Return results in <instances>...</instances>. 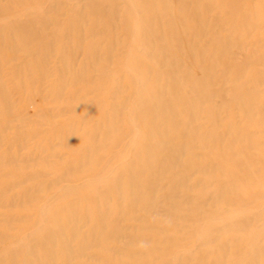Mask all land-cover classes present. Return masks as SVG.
I'll return each mask as SVG.
<instances>
[{"label": "bare ground", "instance_id": "1", "mask_svg": "<svg viewBox=\"0 0 264 264\" xmlns=\"http://www.w3.org/2000/svg\"><path fill=\"white\" fill-rule=\"evenodd\" d=\"M14 1L17 9L0 10V137L9 121L22 118L21 111H13L2 74L18 68L15 63H20L24 53L31 51L32 57L20 67L37 70L35 81L28 75L33 97L32 101L28 98L27 107L39 103L32 98L40 99L41 105H37L42 118L50 119V113V117L65 114L51 108L46 117L41 106L64 98L66 86L91 83L98 86L100 95L87 101L80 94L77 101L91 105L81 110L83 113L76 112L69 102L66 113L77 115V121L56 126L46 120L48 129L53 130L42 136L48 140L49 152L47 149L40 163L49 166L53 161L51 170L17 181L20 185L42 177L40 182L7 198L9 185L0 190V206L36 207L34 216L0 214V223L6 228L13 227L11 222L28 224L19 228L21 234L14 236L9 246L0 249V264H57L60 254L62 264H71L72 257L89 259L85 254L89 249L95 254L103 250L115 255L117 247L107 244L111 238L119 239L115 237L119 219L134 218L141 198L144 203L151 201L149 206L152 201L179 200L184 187L192 192L180 199L190 212L187 222L196 223V229L186 235L194 236L190 238L193 246L188 248L182 239L179 247V236L165 238L167 245L179 248L167 253L166 264L177 262L176 258L180 264H264V89H259L264 84V68L233 64L234 49L254 59L260 47L264 48V0H43L44 8L24 7L21 0ZM48 26L60 28L59 36L68 34L77 46L86 47L87 54L77 62L75 51L58 46L55 58L59 68L53 73L55 79L44 85L42 80L51 74L38 72L49 61L51 50L38 51L35 46ZM261 58L264 65V53ZM229 62L237 70L232 77ZM110 64L114 68L110 69ZM92 72H97L93 79ZM77 122L88 126L78 129ZM56 146L79 150L55 175L56 165L67 155L56 152ZM13 162L0 156V178L8 176L1 171ZM190 164L192 173L187 174L183 169ZM195 174L198 178L217 175L207 183L215 185L208 196L199 198L198 191L203 188L199 179L187 184ZM47 190L49 195V191L43 194ZM205 204L226 205L228 209L199 223ZM147 223L153 225L150 219ZM229 233L237 235L227 237ZM7 238L12 237L0 232V241ZM158 239L150 238V242ZM56 240L62 245L57 252ZM152 252L157 254L155 249ZM228 254L234 256L230 259ZM93 256V262L100 261V255ZM124 259L118 261L125 264L128 259Z\"/></svg>", "mask_w": 264, "mask_h": 264}, {"label": "rangeland", "instance_id": "2", "mask_svg": "<svg viewBox=\"0 0 264 264\" xmlns=\"http://www.w3.org/2000/svg\"><path fill=\"white\" fill-rule=\"evenodd\" d=\"M20 4L21 5L23 4L24 7H31V6L34 7V5H38L39 7H43V8L45 7V4H44L43 0H21ZM6 7L7 8L8 7L15 8V9L18 8L16 6V2L14 0H0V10L1 9L7 10ZM236 9L239 10L238 7H236L235 10ZM39 10H41V9L39 8ZM59 33H61L60 32V28L53 27V26H48V28L42 33V39L40 40V43L35 46V50H38V51H49L50 52V50H51V52H50L51 54L49 55V61L45 64L46 68L44 67L40 72H38V74L41 73L42 75H43V73H50L51 74L50 76H48L46 78V80H42V84H44V85H46V82H52L55 79L53 73H55L56 69L59 68L58 62L56 60L57 58H55L56 57L55 52H56V49H57L58 46H63V47H65L68 50L75 51L76 57H74V58L77 59L76 60L77 62H78V60L80 61L81 59H84L86 54H87L85 52L86 47L81 46V45L77 46L76 41L74 39H72L71 36H69L67 34L65 37H63L62 35L59 36L58 35ZM56 35H57V40H56ZM261 39H260V41H261ZM53 40H56V43L53 44ZM96 40H98V39H93V41H96ZM253 40H251V41H253ZM261 44L264 45V39L261 42ZM234 51H235L234 54H235V60L236 61L233 62V64H235L237 67H243L244 68V64L251 63V64L255 65V67L264 68L263 63L261 62V59H262L261 57H262V54L264 53V48L260 47V49L256 53L254 59L247 58V56L244 57L245 54H244V52L242 50L234 49ZM31 57H32L31 51H29L27 53H24L23 55H20L19 61L20 60L21 61H20V63H15V66H19L20 67L21 65L25 64V61L30 59ZM228 64H230L231 70H234L233 71L234 73H232L234 75H231V77L235 76L236 73H237L236 68H234V66H233V64L231 62H229ZM10 65L14 66L13 64H10ZM19 67L18 68L14 67L13 70H11V72H9V74L6 73V72L4 74H2V80L6 83V85L8 84V86H7L8 87L7 90L9 92L8 96H9V99H10V103L13 106V111L19 110V114H20V111L22 113V118L17 119V121L11 120V121H9L6 124V128H5L6 130H4L2 132V134H1L2 137H0V156H2L3 158H7V159L8 158H12L14 160V162L12 164H8L5 167H3V170L1 171V172L8 173V176L6 178H0V190L5 185H9V187H10V190L5 195V198L10 197L11 195H15L17 193H20L24 189H29L31 187H34L38 182H40L42 180V177H39L37 180L35 179V180H32V181L31 180L25 181V182L21 183L20 185H18L17 181L19 179L23 178L26 175L29 176L30 174H33V173L49 172L51 170V169H49V166L53 164V161H51L49 166H43L40 163V160H42L44 158V156H46V154H48V152H49V148L47 146L48 140L46 142V139L45 138L43 139L42 136L45 133H47V132L49 133L50 130L51 131L53 130V129H48V126L46 124V120H52L53 123H54L53 125H56V126L64 125L66 121H75V120L77 121V119H76L77 115L76 114H75L76 116H73L74 113H71V112L66 113L67 106L69 105V102H70L71 105H74L76 107V110H75L76 112H78L77 111V109H78L80 113H83L84 109H87L88 107L90 108V106H91V105H88L89 103L87 101L89 99H91V98H95V97H98L100 95L98 86H95L94 84L92 85L91 83L81 84V83L77 82V84H75L73 87L72 86L71 87L70 86H66V88L63 89V94H65L64 98L57 99V100H55V102H51V103H46V102L44 103L43 102V104L41 106L42 108H44V111H42V112H45V114H47L46 117H48L47 110H51V111L54 110L55 112L56 111H61L59 114H61V113H65V114L63 116H59V117H56V116L50 117V115H52L50 113V115H49L50 119H48V118L44 119L45 117L42 118L41 114L39 112L40 106H38V105H41V102H42L40 99L32 98L34 103L39 102V103H37L38 105L37 104H33V105H30V106L28 105V107H27V103H29V102H27L28 98L31 100V97H33L29 93L30 88H32V85H31V83H29L31 81V78L28 77V75L30 73V76L35 81V79H34L35 76L34 75L36 74L37 70L34 69V67H31L29 69H25L23 67L19 68ZM110 67H111L110 69H112V68H114V65L110 64ZM44 71H46V72H44ZM96 74H97V72H92L90 78L93 79L96 76ZM11 81H14L15 84L11 83ZM34 81H32V82H34ZM86 84H89V85H86ZM261 88L264 89V84L259 87V89H261ZM19 91H22V92H19ZM68 93L71 94V97H67ZM61 94H62V92H61ZM80 94H83L84 96H86L85 100H87V101H83V105L81 104V101L80 102L77 101V99L80 96ZM23 108H26V109L25 110H21ZM81 110H83V112ZM90 116L94 117L95 116V112L91 111ZM120 119H121V121H124L125 117H121ZM87 126H88V124H82L80 122H77L75 127L78 128V129H85V128H87ZM257 128L258 129H263V127H257ZM51 131H50V133H51ZM75 136L76 135H73L72 137H75ZM263 136H264V132H263ZM39 142L42 143V144L40 143L41 144V149H40ZM36 148H37V150H36ZM47 149H48V152L45 153ZM42 150H43V152H42ZM78 150H79V148H77V147H74L72 150H70V149L64 150V149H62V148H60L58 146L55 147V151L56 152H58L60 154H62V152H64V153L67 154L65 156L66 158L64 157L65 159L63 158V159H61L59 161V163L62 164V165H60V167L58 166L59 163L57 162L58 164L56 165L55 175L59 172L60 169L63 168V166L65 165V163H66V161L68 159L74 158V157H76L78 155V152H77ZM39 151H40V153H39ZM69 153H70V155H72V157L69 155ZM73 155H75V156H73ZM41 156H43V157H41ZM57 168H58V171H57ZM188 168H193V165L190 164L189 166H187V168H185V170L183 169V171L184 172L186 171L185 173H187V174L190 172L189 171L190 169H188ZM186 169H188V170H186ZM187 171H189V172H187ZM191 173L192 172H190V174ZM244 175L245 174H243V177H246ZM255 176H257V175H255ZM214 178H218L217 175L204 176V178L203 177L202 178H200V177L198 178V177H196V174H195V175L190 176V178L187 181V184L191 185V184L194 183L193 181H196V179L197 180L199 179L198 182L200 183V185H203V188H201L200 191H198L199 192V198H200V197H202L204 195L208 196L209 195V191L211 190V188L213 189L215 187L214 184L213 185L211 184L210 186H207V183L210 181V179H214ZM201 179H202V181H201ZM207 179H208V181H207ZM204 180H205V182H204ZM185 189H186L187 192L185 191ZM48 191L49 190H47L43 194L47 193ZM207 191H208V193H207ZM188 192H190V189H187L186 187H184L183 190H181V193L179 195V198H178L179 200L175 201V200H173L174 198L173 199L171 198V199H169L166 202L160 201L159 204L156 203L155 201H152L150 206H149V204H150L151 201L147 202L148 203L147 204V203H144V202H146L145 199L141 198L140 201L138 202V205H140V206L137 205L136 208H138L139 210L141 209L142 213H141V211H139V210H137L135 208V210H137L135 212H138V213L140 212L141 215H138L137 213L133 212L134 218H132V219H134V221H132V219H130V220H128V219L127 220L119 219L118 222H120V223H118V225H116V227H118L117 228L118 229V235H115V237L119 236V239L118 238H111L112 239V241H110L111 243L107 244L108 246L111 245V247H114V248L117 247V249L116 248L115 249L112 248L115 251L117 250V252H115V255H113L114 253H108L107 254L103 250L101 252H99L98 254H95L96 253L95 250L89 249V250L86 251L85 254H87L90 257L89 258L90 260L88 258H86L85 256L74 257V258L72 257L71 259H73V260H71V264H107L109 259L111 261L109 264H116V260L118 261V258L121 261V258L124 259L123 257H125V256L127 257V258L125 257V259H124L125 261L129 257L131 258V261H130V258L126 261V263L124 261L125 264H132L131 262H133V264H140V263L141 264H150L152 262H153L152 264H166L167 261H168L166 259V256L169 255L167 253L168 252H172L174 250H178L179 248L176 249V247L171 246L170 244L167 245L166 244L167 241L165 240V238L166 239L172 238V236L174 237V235H175L174 238H177L179 236L178 239H177V240H179V243H178L179 247L182 245V244H180V241L182 239H185L186 241L182 240L181 243L188 244L187 245L188 248H191L193 246L192 240L190 238L191 237L194 238V236H191V235L186 236V235H187V233L189 231H191V229H194V230L196 229V228H194L196 226V223H194V222H192L190 220L187 222V220H188L187 219L188 218L187 214H190V212L188 211L189 213H187V210H186L187 206H184V203H183L182 199H180L182 194L183 195H182L181 198H184L187 195H189L190 193H192V192H190V193H188ZM212 192L213 191H210V193H212ZM49 193H50V191L47 193V195H49ZM202 193H204V194L202 195ZM175 199H177V198L175 197ZM244 200H245V202H247L246 199H244ZM142 201H143V203H142ZM177 201H178V203H177ZM240 202H241V199H240ZM37 203L39 205L40 201L37 202ZM146 204H147V206H146ZM218 205L219 204H215V206L211 205V204L203 205L202 206V209H203L202 211L204 212V210H205V212H204V215L201 214V217L199 218V223H202L205 219H208V218L213 217L215 215H219L222 211H224L225 209H228V206H226V205H220V207ZM209 206H211V207H209ZM207 208L208 209L211 208L210 210H213V211H210V210L208 211ZM180 210H181V213L184 214L183 216L182 215L180 216V214H181ZM35 212H36V207L28 209V208H25V207L19 208V207H16V206H14V207L0 206V214H6V215L15 214V215H19V216H24V215L25 216H34ZM146 213H148V214H146ZM185 213H186V215H185ZM166 214H167V216H166ZM207 214H208V216H207ZM168 215L169 216H173V217H172V221H171V217H170V221H168V224H167L166 223L167 219L169 220V216ZM174 215H175V217H174ZM148 216L149 217L152 216L149 219H150V221H151V223L153 225L147 223V221H149ZM178 217H180V218L184 217L186 220L184 218H183L184 219L183 220V219H180ZM138 220H141L142 224L140 223L141 221L139 222ZM158 220H159V222H158ZM160 220L164 224H162ZM11 221H14V220H11ZM123 221H125V224H127V225H125ZM128 221H130V222L128 223ZM191 222H192V224H191ZM130 223L132 224V227H130L131 226ZM173 223L178 224V226L176 224L173 225ZM11 224H13V227L6 228V226H4V225H2V223H0V232H6L9 236L12 237L10 239L7 238V240L0 241V249L2 247L7 246V245L9 246V244L13 241L14 236L21 234L22 229L25 228L27 223H22L21 222V224H19V223L11 222ZM164 225H165V227L168 230L163 228ZM175 225L177 226V228L179 227L180 229L175 228L176 227ZM184 225H186V226L190 225V226H187L188 228H186V226L184 227ZM126 226L128 228H126ZM135 226H137L138 228L135 227ZM143 226H146L147 229L144 228ZM168 226L170 227V230H169ZM27 227H28V224H27L26 228ZM122 227H124V228H122ZM154 227H156V229ZM19 228H22V229H19ZM130 228H133V229H130ZM124 229H125V231H127L126 233H124L125 232ZM151 229H152V231L154 233L152 231H150ZM157 229L158 230L161 229V230H164V231L161 232V230L158 231ZM185 230H187V231H185ZM140 231H142V233H143V234L141 233L142 235H139ZM148 231L151 232L152 234H155L156 232L159 233V234L156 233V236L158 235L157 237L160 238V239L156 240V242H155L156 244L155 243L152 244L150 242V238H151L152 241L153 240L155 241V239L157 237L155 235H152V234H151L152 235L151 236ZM171 231L173 233H171ZM176 232H178V235L175 234ZM146 233H147V238H149V239H147V238L145 239L144 236H146L145 235ZM134 234H136V235H134ZM128 235H130L132 237H128ZM226 235L222 236L221 240H225ZM236 235L237 234H233L232 236H236ZM154 236H155V238H154ZM232 236H231L230 233L227 235V237H232ZM241 236H242V234H241ZM162 237H164V239ZM134 239H137L138 241L136 240L137 242L135 243ZM141 239H143L144 241L141 240ZM125 240L127 241V243H126ZM129 240H130V242H129ZM74 242H76V241H74ZM161 242H163V243H161ZM117 243H118V245H116ZM131 243H132V245H131ZM157 244L159 246H161V247L158 248L159 246L158 247L155 246ZM55 245H56L55 246V250L57 252V249H58L57 247H59V249H60V247H62V245L60 244L59 240L55 241ZM129 245H131V246H129ZM137 245L140 247V249L137 248L138 247ZM142 245H144V246L142 247ZM148 246H150V247L152 246L151 248L154 247L153 250L155 249L157 251L158 255L156 254V252L155 253L152 252L153 250H151ZM147 248H149V249H147ZM127 250H129V251H127ZM143 250L144 251L148 250V252L151 251L152 253L149 254L148 252H144ZM103 252H105V253H103ZM128 252H129V255H130V253H132V254L129 256L127 254ZM134 252L136 254H138L137 255L138 257L136 256V254ZM60 253H61V251H60ZM102 253H103V255H102ZM119 253L123 257H119L120 256ZM139 253H141L143 256L140 255ZM202 253H204V251H202ZM92 254L96 255V256L100 255L101 257L98 256V258L100 259L101 262L99 260L93 262L92 259L94 258V256ZM61 255L62 254H60L59 255L60 257L57 259V262L58 263L60 262L59 264H62V259L63 258H61ZM91 256L93 257L92 259H91ZM110 256H111V258L108 259V257H110ZM112 256L113 257L117 256L116 257L117 259L114 257V259H116V260H113ZM233 256H234L233 254H231V255L228 254L227 258L231 259ZM102 257H104V258H102ZM43 258H45V260H46V256L45 255H44ZM137 258H139V259L137 260ZM142 259H144L143 262H145V263H142ZM162 259L165 260V261L163 262ZM176 260H177V262H175V260H170L171 264H175V263L176 264H180L181 263L179 258H176ZM113 261H114V263H112ZM120 261H118V263H120V264L123 263V260H122V262H120ZM68 264H70V263L68 262Z\"/></svg>", "mask_w": 264, "mask_h": 264}]
</instances>
